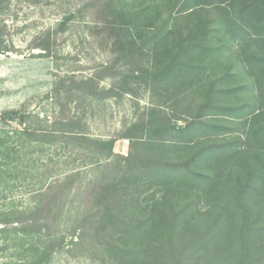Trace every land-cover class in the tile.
Segmentation results:
<instances>
[{
  "label": "trees",
  "instance_id": "obj_1",
  "mask_svg": "<svg viewBox=\"0 0 264 264\" xmlns=\"http://www.w3.org/2000/svg\"><path fill=\"white\" fill-rule=\"evenodd\" d=\"M8 1L0 0V11ZM93 1L95 33L112 41L111 60L98 73H70L69 85L59 82L66 100L47 128L16 130L35 144L69 150L66 163L71 153L78 155L63 179L50 177L56 187L50 182L37 190L48 194L27 215L30 226L25 227L37 233L45 229L50 250L61 247L63 233L51 237L50 229L63 222L74 177L95 166L98 174L76 186L71 197L79 196L78 208L83 207L74 212L71 235L89 257L101 262V255L107 256L104 264H264V36L256 34L253 42L246 37L248 29L263 25L264 2L255 0L243 15L231 16L229 8L249 0H192L188 8L191 0ZM224 13L222 30L239 39L257 90L258 106L246 113L245 129L236 136L220 120L238 118L250 102L228 100L243 86L224 84L234 76L229 70L205 75L203 59L214 40L207 37L208 28ZM250 16L258 24L243 19ZM178 18L188 19V25L170 22ZM102 76L117 79L111 85L115 90H100ZM138 83L152 93L160 89L166 104H153L124 123L121 133L94 135L85 111L65 114L70 103L79 108L91 105L90 97L121 95L120 90L131 94L129 86ZM119 138L129 142L126 155L114 150Z\"/></svg>",
  "mask_w": 264,
  "mask_h": 264
},
{
  "label": "rangeland",
  "instance_id": "obj_2",
  "mask_svg": "<svg viewBox=\"0 0 264 264\" xmlns=\"http://www.w3.org/2000/svg\"><path fill=\"white\" fill-rule=\"evenodd\" d=\"M155 2L160 3L161 0ZM192 3L191 0L187 8ZM255 4V0L245 1L244 4L241 2V5L236 3L228 11L231 16H235L234 13L243 15L241 11L253 8ZM93 5V0H9L0 11V264H30L33 260L36 264H104L102 261L108 260L103 255L100 257L101 262L89 257L88 250L75 244L77 235H71L74 212L83 211L82 205L78 208L80 197L74 200L71 197L76 186L83 185L98 174L99 169L95 166L85 168L81 176L74 177L71 184L74 183L73 192L65 202L63 222L50 229L51 237L63 233L61 247L50 250L51 239L44 236L45 229L40 228V233H37L32 227H25L30 226L27 224V215H31L30 211L42 204L48 194L37 190L43 186L45 188L51 182L50 177L63 179L65 172L75 166L71 159L78 155L71 153L66 163L69 150L35 144L16 132L24 128H47L51 120L62 114L59 102L66 100L65 91H60L59 82L69 85L65 77L70 73L78 77L98 73L111 60L112 41L95 33ZM260 14L264 16V12ZM243 19L251 25L259 22L257 17L252 16ZM187 21L178 18L170 22L183 27ZM261 23L263 25L256 30L248 29L247 33L252 38L246 34L248 41L256 40V34L264 36V20ZM215 27L220 28V31H215ZM226 27L225 13L211 22L207 37L214 40L206 45L209 50H205L203 59L207 62L205 75L213 70L218 75L229 70L234 76L224 81V84L243 86L228 100H234L235 103L250 102L245 108L247 111L239 112L238 118L229 116L233 118L220 120L230 124L233 127L230 134L236 136L245 129L243 123L246 122V113L258 106L257 90L239 50V39L223 32L222 28ZM252 48L258 49L255 45ZM260 49L262 51L264 47ZM147 51L146 48L144 53ZM144 66L147 64L144 63ZM126 68L121 67L122 70ZM103 76L99 81L100 90H115L111 89V85L117 79ZM184 78L189 79L186 75ZM129 88L133 90L131 94L120 90L121 95L113 96L111 92L107 97L95 98L93 101L90 97L88 102L91 105L76 108V104L70 103L69 111L64 112L67 115H80L85 111L86 118L90 120L88 131L106 137L116 131L121 133L124 123H129L153 104H166L160 89L152 93L144 83L130 85ZM128 145L127 139L119 138L115 141L114 150L126 155ZM50 185L53 189L57 184L51 182ZM9 211L13 213L4 215ZM4 216L8 222L3 221ZM20 227L28 233L23 234ZM4 230L8 231L7 244L3 242ZM39 256H42L40 261L37 260Z\"/></svg>",
  "mask_w": 264,
  "mask_h": 264
}]
</instances>
